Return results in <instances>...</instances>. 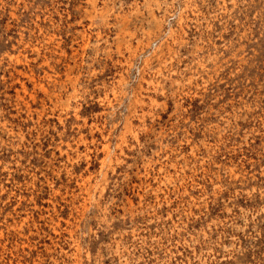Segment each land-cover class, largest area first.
<instances>
[{"label": "rangeland", "instance_id": "374dc122", "mask_svg": "<svg viewBox=\"0 0 264 264\" xmlns=\"http://www.w3.org/2000/svg\"><path fill=\"white\" fill-rule=\"evenodd\" d=\"M0 264H264V0H0Z\"/></svg>", "mask_w": 264, "mask_h": 264}, {"label": "bare ground", "instance_id": "6f19581e", "mask_svg": "<svg viewBox=\"0 0 264 264\" xmlns=\"http://www.w3.org/2000/svg\"><path fill=\"white\" fill-rule=\"evenodd\" d=\"M95 5V4H94ZM93 5V6H94ZM95 8V7H94ZM96 12V11H95ZM97 13V12H96ZM93 16V15H92ZM103 153L105 154V156H107L110 152V145L109 144H105L103 146V149H102ZM77 246V245H76Z\"/></svg>", "mask_w": 264, "mask_h": 264}]
</instances>
